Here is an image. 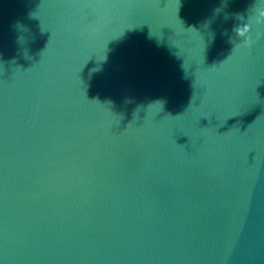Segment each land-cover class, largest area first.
Instances as JSON below:
<instances>
[{"label":"water","instance_id":"water-1","mask_svg":"<svg viewBox=\"0 0 264 264\" xmlns=\"http://www.w3.org/2000/svg\"><path fill=\"white\" fill-rule=\"evenodd\" d=\"M253 3L0 0V264H264Z\"/></svg>","mask_w":264,"mask_h":264},{"label":"clouds","instance_id":"clouds-1","mask_svg":"<svg viewBox=\"0 0 264 264\" xmlns=\"http://www.w3.org/2000/svg\"><path fill=\"white\" fill-rule=\"evenodd\" d=\"M252 12V22H245L248 28L247 40L244 39V34H239L241 42L239 46L250 47L255 41L252 39L251 30L253 26H264V0H254V3L251 7ZM261 35L260 31L256 32V38L259 39Z\"/></svg>","mask_w":264,"mask_h":264}]
</instances>
